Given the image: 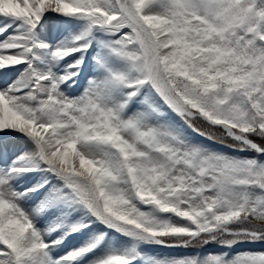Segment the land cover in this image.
<instances>
[{"label":"snow or ice","instance_id":"obj_1","mask_svg":"<svg viewBox=\"0 0 264 264\" xmlns=\"http://www.w3.org/2000/svg\"><path fill=\"white\" fill-rule=\"evenodd\" d=\"M245 244L264 0H0V264H264Z\"/></svg>","mask_w":264,"mask_h":264},{"label":"rangeland","instance_id":"obj_2","mask_svg":"<svg viewBox=\"0 0 264 264\" xmlns=\"http://www.w3.org/2000/svg\"><path fill=\"white\" fill-rule=\"evenodd\" d=\"M223 147V146H219ZM225 151H231L230 149H224ZM250 251H262L264 250V245L256 244V245H247ZM242 247L246 248L244 245ZM162 251V250H161ZM220 251V246L216 243H209L208 245H205L203 247H196V248H189V249H181V250H170L166 249L164 252H162V257H175V256H183V255H191V254H207V253H215ZM238 251V250H237Z\"/></svg>","mask_w":264,"mask_h":264},{"label":"bare ground","instance_id":"obj_3","mask_svg":"<svg viewBox=\"0 0 264 264\" xmlns=\"http://www.w3.org/2000/svg\"><path fill=\"white\" fill-rule=\"evenodd\" d=\"M246 248H243L242 246L238 247L236 251H250L251 249L248 248V246L244 245ZM162 250V251H161ZM166 249H158L156 250L155 254L162 257V252H164ZM171 250V249H170ZM173 250H181V249H173Z\"/></svg>","mask_w":264,"mask_h":264}]
</instances>
